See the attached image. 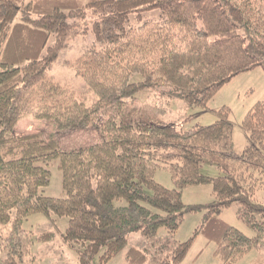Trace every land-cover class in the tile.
<instances>
[{
  "label": "trees",
  "instance_id": "trees-1",
  "mask_svg": "<svg viewBox=\"0 0 264 264\" xmlns=\"http://www.w3.org/2000/svg\"><path fill=\"white\" fill-rule=\"evenodd\" d=\"M23 1L0 0V264H34L32 236L23 226L37 214L68 219L59 236L76 252V264H108L127 249L131 234L149 240L161 229L167 239L151 252L128 248L127 264H182L199 233L216 244L224 262L235 256L227 263L261 250L264 205L245 184L249 171L264 174V102L244 117L250 145L241 155L233 151L226 107L214 112L212 125L186 130L133 118L131 109L138 93L156 90L206 111L234 77L264 71V0H89L84 6L77 0ZM153 9L162 21L127 27L130 14ZM87 11L92 19L83 35L90 32L94 45L75 69L98 98L91 107L50 75ZM137 75L142 80L132 81ZM44 109L58 115L59 130L97 128L102 119L101 141L67 151L39 133L13 135L21 119ZM54 161L64 198L43 194ZM204 163L221 176L202 174ZM159 168L169 171L172 189L153 180ZM205 185L212 187V203H183L184 190ZM233 204L253 238L220 218ZM202 209L208 214L199 230L185 243L175 242L185 214ZM55 237L42 233L37 241L48 244Z\"/></svg>",
  "mask_w": 264,
  "mask_h": 264
},
{
  "label": "rangeland",
  "instance_id": "rangeland-1",
  "mask_svg": "<svg viewBox=\"0 0 264 264\" xmlns=\"http://www.w3.org/2000/svg\"><path fill=\"white\" fill-rule=\"evenodd\" d=\"M37 0H24V3ZM81 5H86L89 0H77ZM20 17V16H19ZM92 15L87 11V17L80 23L76 36L67 40L66 46L61 50L58 59L53 64L50 75L53 81L76 101L83 102L87 107H91L97 96L88 89L85 78L75 69L77 59L92 45L94 38L90 32L83 35L84 27L91 24ZM162 21L163 17L159 9L147 10L140 13L129 15L127 27H137L148 20ZM18 20V19H17ZM87 26V27H86ZM89 29L87 28V31ZM79 32V33H78ZM51 39L48 45H52ZM140 75H137L132 81H141ZM137 101L132 104L131 117L165 124H173L177 129L186 130L194 125L209 126L217 119L214 113L221 108L228 109V117L234 127L233 151L236 155H241L250 145L249 134L243 125V120L247 112L257 103L264 102V71L256 68L252 71L244 72L234 77L228 84L222 87L216 96L207 104V110L202 111L199 108L185 106L180 100L160 95L159 91H144L136 96ZM102 119H99L97 128ZM58 115L55 111L42 110L34 117L21 119L14 128L13 135H26L39 133L45 141L54 138L62 150H73L88 147L101 141L99 130L95 127L86 129H57ZM51 172L50 184L43 189V194L51 198H64L61 183V171L58 161H54L48 166ZM201 173L217 178L221 176L220 171L212 164L204 163L201 167ZM250 178L246 181V187H252L256 195V202L264 205V174L258 171H249ZM153 180L165 187L172 189L173 183L170 173L167 169H155L152 173ZM147 193H151L147 191ZM214 200L212 187L210 185L190 187L183 192L182 201L185 205H207ZM238 205L233 204L229 209L222 212L220 218L238 230L244 236L253 238L254 233L250 231L243 223L236 218ZM207 209H202L196 213L185 214L179 229L174 233L173 239L177 243H185L190 240L195 231L205 222ZM54 221V222H53ZM68 219L50 215L49 218L42 214L31 216L24 224V229L32 236L31 253L34 258V264H76V252L67 246H64L61 237L67 228ZM55 232V240L48 244L37 241V236L42 233ZM165 229L159 230L155 238L145 240L139 233H133L128 237L127 249L134 247L153 251L152 245L157 246L159 242L167 238ZM208 240L199 233L196 237L188 255L182 264H264V243L263 248L258 251H252L240 260H235L233 255L223 261L220 255L216 254L212 258V249L216 247L215 243H207ZM208 248H206V246ZM125 249L115 259L108 264H127L125 261ZM203 251V254L197 262L193 263L196 256Z\"/></svg>",
  "mask_w": 264,
  "mask_h": 264
},
{
  "label": "crops",
  "instance_id": "crops-1",
  "mask_svg": "<svg viewBox=\"0 0 264 264\" xmlns=\"http://www.w3.org/2000/svg\"><path fill=\"white\" fill-rule=\"evenodd\" d=\"M207 240V239H206ZM208 244H210V242H207ZM212 243V242H211ZM216 245V244H215ZM208 246L209 245H207L206 246V248H208ZM216 250H217V247H214L213 249H212V258H215V256H216ZM190 251V250H189ZM189 253V252H188ZM203 254V251H200V253L196 256V258L194 259V261H193V263H195V262H197L198 261V259L201 257V255ZM188 255V254H187ZM116 258V257H115ZM114 258V259H115ZM125 261H126V259H125Z\"/></svg>",
  "mask_w": 264,
  "mask_h": 264
}]
</instances>
